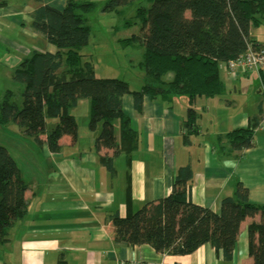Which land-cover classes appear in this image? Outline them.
<instances>
[{"label":"trees","instance_id":"trees-1","mask_svg":"<svg viewBox=\"0 0 264 264\" xmlns=\"http://www.w3.org/2000/svg\"><path fill=\"white\" fill-rule=\"evenodd\" d=\"M40 1V0H39ZM131 0H110L104 12H114ZM149 8L138 9L131 28L140 23V35L122 42H139L144 47L146 83L131 91L119 78L96 76L95 64L81 51L91 38L89 15L97 4L85 0H67L63 10L41 5L32 14L31 27L57 52L44 54L45 72L26 82L38 87L20 96L7 91L0 100V126L15 123L26 137L52 154L62 150L64 136L78 135V122L71 109L81 100L91 101V130L100 125L94 144L100 162L112 176L115 159L131 160L138 149L139 135L132 128L123 108V98L131 94L135 108L143 109L146 96L170 101L181 95L188 99V115L182 123L186 144L198 133L197 98L222 99L225 84L220 65L237 58L249 46H263L251 39V26L264 22V0H148ZM171 74V80L167 76ZM264 85V71H261ZM17 98H21L20 101ZM247 128L228 133L225 138L232 151L254 147V133L264 123V101ZM56 119L49 129L48 119ZM117 130L119 131L117 135ZM114 149L111 157L104 149ZM194 171L191 165L176 169L172 192L148 202L136 212L121 217L110 216L117 228L115 242L121 246L149 245L156 252L171 256L193 254L209 244L231 262L241 224L260 215L249 227V254L254 264H264V206L251 203L249 190L238 182L233 196L225 197L219 213L191 200ZM27 182L9 152L0 144V243L9 241V230L27 215Z\"/></svg>","mask_w":264,"mask_h":264},{"label":"crops","instance_id":"crops-1","mask_svg":"<svg viewBox=\"0 0 264 264\" xmlns=\"http://www.w3.org/2000/svg\"><path fill=\"white\" fill-rule=\"evenodd\" d=\"M66 2L0 0V100L7 91L20 96L38 89L26 80L44 75V54L57 52V47L34 32L32 14L41 5L63 10ZM172 77L169 74L167 79ZM239 77L229 81L238 82ZM82 102L71 112L75 118ZM85 102L91 109V101ZM234 104L225 98H197L199 131L186 144L182 133L189 107L186 96L174 95L170 101L146 96L139 111L133 95H125L123 108L139 142L131 160L115 159V176L105 170L94 148L83 152L79 125L77 138H62L60 153L44 148L53 165L48 173L24 176L19 166L29 187L28 210L10 228L9 241L0 243V264H254L248 227L260 221L259 214L241 224L231 262L209 244L186 256L158 253L149 245H118L117 228L110 220L116 212L126 217L145 203L169 196L176 169L185 165L194 171L190 194L195 204L219 213L222 200L233 196L241 182L249 190L251 203L264 206V128L255 131L254 147L243 151H232L225 138L233 130L249 127L260 103L253 110L229 113ZM100 130L99 125L93 142ZM102 153L111 157L114 149Z\"/></svg>","mask_w":264,"mask_h":264},{"label":"rangeland","instance_id":"rangeland-1","mask_svg":"<svg viewBox=\"0 0 264 264\" xmlns=\"http://www.w3.org/2000/svg\"><path fill=\"white\" fill-rule=\"evenodd\" d=\"M89 1L96 3L97 7L89 15L90 43L81 52L94 62L97 77L119 78L128 82L132 89L141 88L146 83L143 67L144 47L139 42L121 40L140 35V23L131 28L126 25L135 20L139 8L150 7L148 0H131L114 12L103 11V7L110 0ZM251 39L264 45V22L260 26H251ZM225 67V63L220 65V77L225 84L223 98L235 102L228 110L229 113L253 110L258 103L264 101V85L256 71L240 74V80L231 83L230 74ZM20 99L17 98L18 101ZM85 101L89 100H83L75 115L80 127L79 145L83 147V152L88 153L94 148L92 135L95 130H91L89 126L90 106ZM75 109H71L70 112ZM48 123L51 129L55 126L56 119H48ZM205 124L208 125V121H205ZM0 144L8 147L11 155L23 169L24 176L34 175L36 172L48 173L53 167L45 150L37 146L31 138L26 137L15 123L0 127Z\"/></svg>","mask_w":264,"mask_h":264},{"label":"built area","instance_id":"built-area-1","mask_svg":"<svg viewBox=\"0 0 264 264\" xmlns=\"http://www.w3.org/2000/svg\"><path fill=\"white\" fill-rule=\"evenodd\" d=\"M231 78H236L240 74H246L250 71H264V46H249L248 50L237 58L225 63ZM264 128V123L262 124ZM118 264H130L120 261Z\"/></svg>","mask_w":264,"mask_h":264}]
</instances>
